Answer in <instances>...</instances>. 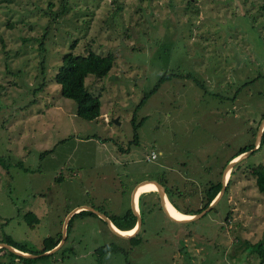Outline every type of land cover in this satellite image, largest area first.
<instances>
[{"label": "rangeland", "instance_id": "rangeland-1", "mask_svg": "<svg viewBox=\"0 0 264 264\" xmlns=\"http://www.w3.org/2000/svg\"><path fill=\"white\" fill-rule=\"evenodd\" d=\"M89 49L113 64L84 78L100 100L87 120L53 75L63 52ZM262 115L264 0H0V242L39 254L76 205L119 211L143 179L196 213L252 149L197 218L169 219L146 190L134 235L80 207L53 252L3 247L0 264H259L247 244L264 241V192L247 167L264 164Z\"/></svg>", "mask_w": 264, "mask_h": 264}, {"label": "trees", "instance_id": "trees-1", "mask_svg": "<svg viewBox=\"0 0 264 264\" xmlns=\"http://www.w3.org/2000/svg\"><path fill=\"white\" fill-rule=\"evenodd\" d=\"M46 29L47 27L45 26L44 32L40 38L41 40H39V45L41 44V41L43 42V39L45 38ZM38 50L40 55H42L43 54L42 52L44 51V47L42 44L39 46ZM41 58H43V56H41ZM112 64H113V55L111 53L99 54L91 49L87 50L85 53H73L71 50H68L61 54L59 63L53 75V79L56 81V83L59 84L60 94L64 97L70 98L74 102L75 105L74 113L76 116L89 120L99 115L100 100L97 95H93L88 90L86 84L84 83V78L87 74H93L94 76H102L106 74V72L111 68ZM39 65L40 66L42 65L41 60ZM40 85L41 84L38 83L37 87L40 88ZM156 85L157 83L153 86L152 89H154ZM36 90L37 89H34V91ZM142 100L143 98L141 99V101ZM262 142H264V127L261 133L259 144H261ZM246 149H247L246 147L239 149V151L233 154L232 157ZM247 170L250 174L253 175L256 188L259 191L264 192V164L258 163L252 166L250 165L249 167H247ZM231 172L232 170L230 171V173ZM219 187H220V182L217 181L216 183L211 184L206 189L203 202L200 205V207L197 209V211L202 209L214 197V195L219 190ZM74 214H90L97 216L94 212L87 209H79L77 212H74L72 215ZM107 216L110 219V221L120 229H126V230L128 228L131 229L130 227L133 226L135 221L134 216L130 214H123L120 216L117 215H107ZM68 223L69 220L67 221L66 231H67ZM59 238L60 235H56L54 237L51 236L45 237L41 248L37 252H41L43 250L51 248L53 245L57 243ZM4 242L22 251L30 252L22 248L21 246L16 245L13 242L7 240H5ZM247 245L251 247V250L257 253L259 264H264V241L258 240L257 242L250 243ZM2 248L3 247L0 246V249ZM8 252L13 253L9 250Z\"/></svg>", "mask_w": 264, "mask_h": 264}, {"label": "water", "instance_id": "water-1", "mask_svg": "<svg viewBox=\"0 0 264 264\" xmlns=\"http://www.w3.org/2000/svg\"><path fill=\"white\" fill-rule=\"evenodd\" d=\"M263 127H264V116L261 118L259 126H258L255 145H257L259 143L260 137L258 135H260L262 133ZM251 150L252 149H248V150H244V151L240 152L237 156L233 157L225 165V167L223 168V170L221 172V180H220L221 185H222L221 188L217 191V193L214 195V197L202 209H200L196 213L189 214V216L186 217V218H174V217L170 216L168 214V212L165 210L164 203H163V198L165 197L164 187L159 181H157L155 179H145V180H142L141 182H143V181H152V182H154V184L156 185V189L155 190L158 192V198H159V202H160L161 208L163 209L164 213L166 214V216L169 219H171L173 221H177V222H183V221L191 220V219H194V218H197V217L201 216L206 210H208L215 203V201L217 200V198L220 195L221 190L223 189L225 181L227 182V174H226V178H224L225 171L227 170L229 172L230 171L229 169L231 168V166L234 163H236L238 160H240V159L244 158L245 156H247ZM138 184L139 183H137L136 186L133 188L132 195L135 192V189H136ZM82 207L93 211L97 216H99L102 219H104L106 221V223L108 224L109 228L115 234H117L119 236H122V237H129V236L134 235L135 232H136L137 226L139 225V222H140L139 216H138V214H136V226H135L134 230L132 232H130V233L118 232V230H116V229H119V228L117 227L115 229V227L112 225V223H111V221H110V219L108 218L107 215H105L104 213L98 211V209L93 208L92 206L83 205ZM73 211L74 210H71L69 213L66 214V216H65V218H64V220L62 222L61 234H60V238L57 241V243L55 245H53L51 248L46 249L45 251L44 250L41 251L39 254L38 253H30V252L22 251L20 249L15 248L14 246L6 243V242H0V246L6 247L9 251H11L13 253H16L18 255H21V256H26V257H28V256L33 257V256H36V255H41V254H45V253H51V252H53L56 248H58L62 244L63 239L65 237V230H66L67 221H68V218L72 214Z\"/></svg>", "mask_w": 264, "mask_h": 264}, {"label": "crops", "instance_id": "crops-1", "mask_svg": "<svg viewBox=\"0 0 264 264\" xmlns=\"http://www.w3.org/2000/svg\"><path fill=\"white\" fill-rule=\"evenodd\" d=\"M103 115H105L104 113H103ZM105 120V119H104ZM106 121V120H105ZM149 156V155H148ZM228 175H229V172L227 173V177H228ZM143 180H145V179H143ZM220 180H221V175H220ZM141 181L142 180H139V181H137L136 183H134L133 185H132V187H130V190H129V193L127 194V196L125 197L126 198V202H125V204H124V201H123V199L122 198H120V199H118L119 201H118V204L120 205V210L119 211H111L110 212V214H108V213H106V212H104L103 210H101V209H99V208H97L96 207V209H98V210H100V211H102L105 215H117V216H120V215H123V214H130V215H132V216H134V218H135V221H134V224H133V228L136 226V214H139V209H140V207H139V202H140V197H141V195L143 194V193H145L144 191H146V190H144V191H139L136 195H134V193H133V195H132V190H133V188L136 186V184L137 183H141ZM220 182V181H219ZM145 183V182H144ZM141 185H143V183L142 184H140L139 186H138V188L141 186ZM145 185V184H144ZM137 188V189H138ZM142 188V187H141ZM205 196V195H204ZM165 199H167V193H165ZM168 200V199H167ZM168 202H169V200H168ZM170 203V202H169ZM171 204V203H170ZM83 205H85V204H80V205H76L72 210H77L78 208H80V207H82ZM178 212H180L181 214H184L185 216L187 215H189V214H193V211H188V210H185V209H183V208H177L175 205H174V203H172L171 204ZM90 206H93V205H90ZM111 209H113V207L111 208ZM116 212H118V213H116ZM112 223V222H111ZM141 223V222H140ZM140 223H139V225L137 226V229H136V232H137V230L139 229V227H140ZM113 224V223H112ZM114 225V224H113ZM115 226V225H114ZM132 227H130L131 229H132ZM117 228V227H116ZM120 229V228H119ZM121 230H126V229H121ZM127 230H129V228L127 229ZM135 232V233H136ZM27 252V251H26Z\"/></svg>", "mask_w": 264, "mask_h": 264}, {"label": "bare ground", "instance_id": "bare-ground-1", "mask_svg": "<svg viewBox=\"0 0 264 264\" xmlns=\"http://www.w3.org/2000/svg\"><path fill=\"white\" fill-rule=\"evenodd\" d=\"M227 170L225 171V176L224 178H226V174H227ZM145 182V183H144ZM139 188L138 186L140 184H142ZM145 184V185H144ZM142 187V188H141ZM138 188V189H137ZM151 189H156V185L154 184V182L152 181H143L141 183H139L135 189L134 195H136L139 191H144V190H151ZM163 203H164V207L165 210L168 212V214L174 218H186L188 217L187 215L185 216L184 214H181L180 212H178L169 202L167 199H165V197L163 198ZM113 225V224H112ZM114 226V225H113ZM116 229V226H114ZM135 228V227H134ZM134 228L129 229V230H121V229H116L118 230V232H124V233H130L134 230Z\"/></svg>", "mask_w": 264, "mask_h": 264}, {"label": "built area", "instance_id": "built-area-1", "mask_svg": "<svg viewBox=\"0 0 264 264\" xmlns=\"http://www.w3.org/2000/svg\"><path fill=\"white\" fill-rule=\"evenodd\" d=\"M103 118H104L105 120H107V117H106L105 115H103ZM149 157H151V158H155V157H156V153H155L154 150H150V152H149Z\"/></svg>", "mask_w": 264, "mask_h": 264}, {"label": "flooded vegetation", "instance_id": "flooded-vegetation-1", "mask_svg": "<svg viewBox=\"0 0 264 264\" xmlns=\"http://www.w3.org/2000/svg\"><path fill=\"white\" fill-rule=\"evenodd\" d=\"M160 182V181H159ZM161 183V182H160ZM162 184V183H161ZM163 185V184H162Z\"/></svg>", "mask_w": 264, "mask_h": 264}]
</instances>
